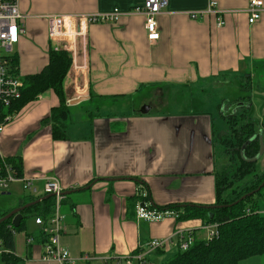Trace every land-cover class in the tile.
I'll use <instances>...</instances> for the list:
<instances>
[{
	"label": "crops",
	"instance_id": "crops-1",
	"mask_svg": "<svg viewBox=\"0 0 264 264\" xmlns=\"http://www.w3.org/2000/svg\"><path fill=\"white\" fill-rule=\"evenodd\" d=\"M144 1L18 0L23 33L12 54L22 76L34 74L47 63L51 43L46 17L103 14L114 9L122 14L116 24L90 25L71 61L64 80L67 104L82 99L88 106L67 126V140L53 141L49 126H41L58 103L51 93L14 115L0 134V154L20 157L22 177L34 179L38 191L45 177H55L63 192L79 190L67 195L61 205L64 220L58 239L76 264H122L119 259L141 251L151 240H166L178 231L194 232L193 238L205 236L199 220L181 222L168 216L145 222L135 217L133 205L139 196L158 206H211L215 201L213 117L194 112L151 113L155 106L165 104L162 99L173 89L195 85L200 90L209 80L228 74L251 78L249 71L264 66V0L260 18L253 24L248 23L247 0H167L156 17L159 39L155 42L146 39L144 18L128 14ZM210 2L221 13L224 25L220 28L216 14L200 21L189 17L192 12H205ZM149 86H155L157 99L154 104L145 102L139 110L131 106L110 117L97 104L113 96L136 95ZM145 109L142 115L140 110ZM91 181L92 186L84 189ZM19 189L23 190L22 184L13 183L0 192L8 196L0 215L33 196L28 191L22 195ZM25 225L24 235H15L14 254L21 258L20 264H42L41 229L35 218ZM167 249L176 251L167 245L148 254L146 260L150 262L152 255L162 259ZM85 255L93 260L83 262Z\"/></svg>",
	"mask_w": 264,
	"mask_h": 264
},
{
	"label": "trees",
	"instance_id": "trees-1",
	"mask_svg": "<svg viewBox=\"0 0 264 264\" xmlns=\"http://www.w3.org/2000/svg\"><path fill=\"white\" fill-rule=\"evenodd\" d=\"M71 61L72 59L66 51H54L49 48L46 65L38 73L21 78L23 88L20 91V98L15 103L13 102L9 108L0 107V123L6 116L17 115L27 105L38 100L39 97L51 93L58 103L50 109L49 115L41 120V126H49L53 141L67 140V132L65 131L67 122L71 117L64 93V80L72 66ZM11 67L17 74L18 67L15 57L11 59ZM246 78L250 79L249 76ZM121 97L124 95L113 96L110 99L116 100ZM247 98L234 101L233 115H221L227 121L230 131L228 134L219 136V143L224 145L225 153L233 154L228 161L237 167L232 175H228L226 172L215 175V201L213 205L218 208L209 209L210 206L194 204L158 206L148 202L147 198L136 197L134 208L136 203L140 201L148 203L150 210L170 213L176 221L199 220L203 226L213 224L217 226L218 234L209 240L205 239V236L193 238L194 232L189 233L190 238H192L191 246L185 251L176 248L173 255L162 264H240L243 260L264 255V214L258 212L255 201L258 197L264 198V186L253 195L241 200L243 196L255 191L264 182V170L261 168L264 152L259 159L252 162V159L260 151V140L255 124L250 119L251 106L250 102L245 100ZM235 109H237L236 112ZM5 160L21 177V158L12 156L5 157ZM259 166L261 170L258 174L257 167ZM246 179L250 180L248 184L244 183ZM92 183L91 181L87 186L92 185ZM39 198L29 196L22 202V206ZM65 198L67 196H64L61 205ZM54 208V198H49L23 210L21 212L22 219L17 228L11 226V219L0 224L2 264H20L21 258L14 254L15 235L25 231L26 219L32 217L47 221L53 216ZM8 213L10 212L1 214L0 219ZM39 238L44 242L43 234H40ZM136 253L139 251H134L132 254Z\"/></svg>",
	"mask_w": 264,
	"mask_h": 264
},
{
	"label": "built area",
	"instance_id": "built-area-1",
	"mask_svg": "<svg viewBox=\"0 0 264 264\" xmlns=\"http://www.w3.org/2000/svg\"><path fill=\"white\" fill-rule=\"evenodd\" d=\"M248 23L253 24L260 18L263 8V0H247ZM167 0H145L141 7H136L128 14L131 16H141L144 18V31L148 42H155L159 39L156 17L166 8ZM207 14H216L218 27L224 25L221 19V13L216 9V3L210 2L205 12H192L190 19L200 21ZM122 17L117 9L103 14H77V15H50L46 17L48 26V37L50 48L54 51H66L72 62L75 61L79 46L86 40L88 27L93 24H116ZM21 19L18 8V0H0V107L9 108L12 103L21 96L23 81L18 73L11 67L13 57L12 47L18 42V35L23 33L22 26L18 24ZM3 52L7 53L5 55ZM39 97L38 99H40ZM13 116H6L0 123V134H2L5 124L11 121ZM42 190L38 191L34 187V179H26L16 174L12 165L8 164L0 154V191H6L13 183H21L22 189L28 191L33 196L43 197L51 195L54 198L55 208L53 216L47 221L40 218L35 219V224L41 229L44 235L42 245V254L40 262L42 264H76V261L70 257L66 248L59 244V235L63 228L64 217L61 215V202L64 198L63 191L55 177H45ZM172 216L170 213H161L156 210H150L148 203L138 201L135 205V217L139 221L156 222L165 217ZM173 217V216H172ZM205 239L209 240L218 234L216 225H207L203 227ZM175 238V242L171 241ZM31 240H28V243ZM192 244V238L189 233L174 232L173 236L166 240L153 239L148 242L145 248L139 253L119 259L126 264H150L146 256L152 252L162 250L167 245H173L182 251L187 250ZM0 241V248H1ZM1 252V251H0ZM83 262H91L93 258L83 256ZM106 264L105 261H102Z\"/></svg>",
	"mask_w": 264,
	"mask_h": 264
},
{
	"label": "rangeland",
	"instance_id": "rangeland-1",
	"mask_svg": "<svg viewBox=\"0 0 264 264\" xmlns=\"http://www.w3.org/2000/svg\"><path fill=\"white\" fill-rule=\"evenodd\" d=\"M3 53L7 55V53ZM261 65H258L253 71H249L248 74H251L252 76L250 79L246 78V76L243 74L242 76L228 74L226 77H223L221 79L209 80L207 82V87L204 85L200 90L195 85L194 87H192V89H173L170 95L165 96L162 99L165 104L162 106H155L151 114L171 116V113L180 114L194 112V115L207 114L213 117V132L215 135L214 146L216 147V172L218 175L222 174L223 172H226L228 175H232L237 166L228 160L233 156V154L225 153L224 145L219 143V136L221 134H228V132L230 131V127L227 121H225L221 115H233V109L235 108L234 101L240 98L249 97L245 100L250 102V119L255 124L254 126L256 132L264 138V66L263 64ZM39 71H36L35 73ZM24 76L19 74L20 78ZM154 92L155 86H149L144 88L140 93L136 95H132L126 98L124 96L116 100H111L109 98L108 100H104L102 102L99 101L97 104H100L99 106L101 110L102 108L107 109V114L111 117L116 112L123 113L125 109L131 106H133L132 108L139 110L142 108L145 102L151 101L154 104L157 99V95L154 94ZM68 104L71 118L68 120L67 126H71L70 122L72 121V123H74L79 119L81 112L85 110L83 107H87L88 103L80 102L73 105H71L70 103ZM94 105L96 104L92 103V106ZM257 169V173L259 174V171L261 170L260 166L257 167ZM249 181V179H246L244 183L248 184ZM14 187L16 189L19 188L17 184L14 185ZM19 193H22V195L25 196L28 194L25 190L20 191V189ZM10 194L12 195V198H14L15 194L12 192ZM7 197L8 196L0 194V206L7 204ZM255 201L258 212L264 214V198L258 197ZM29 221L33 223L34 218L31 217L26 219V222ZM28 230L30 232L35 231L33 230V228H28ZM30 232L27 233L35 234V232ZM21 237L23 236L21 235ZM168 251L169 249L166 250V252ZM173 252L175 251H171L168 253L164 252L162 259H158L157 255H152L150 256V262L151 264H162L173 255ZM122 264H126L125 261H123ZM240 264H264V255L251 257L249 259L241 261Z\"/></svg>",
	"mask_w": 264,
	"mask_h": 264
},
{
	"label": "water",
	"instance_id": "water-1",
	"mask_svg": "<svg viewBox=\"0 0 264 264\" xmlns=\"http://www.w3.org/2000/svg\"><path fill=\"white\" fill-rule=\"evenodd\" d=\"M80 101H82V99H78V100L72 101L70 104H71V105H73V104H77V103H79ZM140 113H141L142 115H145V114H146V109H145V110H140ZM262 138H263V137H261V136L259 135V140H260V151H258V152H259L258 155H257L254 159H252V162H253V161H256L257 159H259L260 156H261V155L263 154V152H264V144H263V142H262ZM91 186H92V185H89V186H87V187H84V189H87V188L89 189ZM263 186H264V182H263V183L260 185V187H259L258 189H256L255 191L249 193L248 195L243 196V197L241 198V200L245 199L247 196H251V195H253L255 192H257V191H258L260 188H262ZM81 190H82V189H81ZM77 191H79V190H72V191H68V192H63L62 194H63L64 196H67V195H70V194L75 193V192H77ZM51 197H52L51 195H46V196L40 197L39 199H37V200H35V201L31 202V203H27V204H25L24 206L19 207V208L15 209V210L11 211L10 213H8L7 215H5L4 217H1V219H0V224H1L2 222H4L5 220L11 219V226H12L13 228H17V227L19 226V223H20L21 219H22V217H21V216H22L21 212H22L23 210H25V209H27V208H31L32 206L37 205V204L40 203L41 201H45V200H47V199H49V198H51ZM208 208H209V209H213V208H218V207L215 206V205H213V206H210V207H208ZM210 217H211V215H210Z\"/></svg>",
	"mask_w": 264,
	"mask_h": 264
},
{
	"label": "bare ground",
	"instance_id": "bare-ground-1",
	"mask_svg": "<svg viewBox=\"0 0 264 264\" xmlns=\"http://www.w3.org/2000/svg\"><path fill=\"white\" fill-rule=\"evenodd\" d=\"M1 251V250H0Z\"/></svg>",
	"mask_w": 264,
	"mask_h": 264
}]
</instances>
